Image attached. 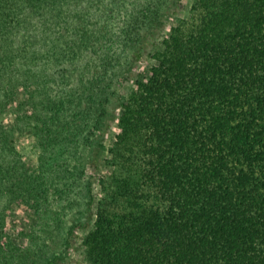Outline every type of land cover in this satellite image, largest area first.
<instances>
[{
	"label": "trees",
	"instance_id": "1",
	"mask_svg": "<svg viewBox=\"0 0 264 264\" xmlns=\"http://www.w3.org/2000/svg\"><path fill=\"white\" fill-rule=\"evenodd\" d=\"M180 7L0 0L4 209L28 205L66 251L82 238L92 264H264V0ZM47 258L25 264H65Z\"/></svg>",
	"mask_w": 264,
	"mask_h": 264
},
{
	"label": "rangeland",
	"instance_id": "2",
	"mask_svg": "<svg viewBox=\"0 0 264 264\" xmlns=\"http://www.w3.org/2000/svg\"><path fill=\"white\" fill-rule=\"evenodd\" d=\"M191 4L192 0H182V7H180L178 16H187ZM175 21V16H173L168 22L167 28L165 29L166 32L169 31L170 26L174 24ZM150 54V52H147L143 59L136 63L135 72L133 74L134 77L148 76L151 66L157 63L156 59ZM134 77L128 82L130 86L134 84ZM116 130L117 126L114 124L105 141L107 146L113 143L114 135L117 132ZM25 160L28 163L35 164L36 157L32 150L29 149L26 151ZM110 171L111 167L103 162L93 182H89L90 177L88 174V177L82 182L83 188L80 190L81 196L83 195L84 199L88 197L89 189L92 187L93 192L98 193L100 188V177ZM5 203H7V201H3V197H0V223H5L7 228L6 231L10 234L9 238L11 239L12 248L10 260L5 264H25L26 252H28V256L31 260L39 259L46 261L47 257L63 255L65 264H92L85 255L82 238L79 237L75 241V245L71 252L66 251L65 236L48 226H43L41 223H38L39 220H43L44 218H39L28 205L19 203L12 208L4 209ZM46 217L48 218V215ZM0 264H2L1 259Z\"/></svg>",
	"mask_w": 264,
	"mask_h": 264
}]
</instances>
